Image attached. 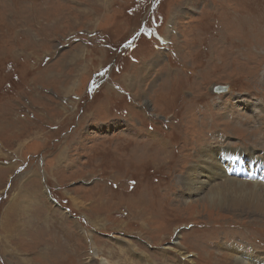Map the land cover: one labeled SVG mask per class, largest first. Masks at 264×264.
I'll use <instances>...</instances> for the list:
<instances>
[{
    "label": "rangeland",
    "instance_id": "obj_1",
    "mask_svg": "<svg viewBox=\"0 0 264 264\" xmlns=\"http://www.w3.org/2000/svg\"><path fill=\"white\" fill-rule=\"evenodd\" d=\"M263 60L264 0H0V264H264V204L188 185L264 160Z\"/></svg>",
    "mask_w": 264,
    "mask_h": 264
},
{
    "label": "bare ground",
    "instance_id": "obj_2",
    "mask_svg": "<svg viewBox=\"0 0 264 264\" xmlns=\"http://www.w3.org/2000/svg\"><path fill=\"white\" fill-rule=\"evenodd\" d=\"M259 71H260V69H259ZM255 78H257V77H255ZM221 87H224V86H221ZM227 87L229 90V86H227ZM220 90H223V92L217 91L216 94L226 93L225 92L226 89L220 88ZM259 114H260V111H259ZM255 115L256 116H254V117H258V113H256ZM248 119L249 118H244L242 120L239 119V120H237V122H234V123H236L237 126H239L242 123V124H244V129H248V127H245L246 123L250 124ZM231 120L232 121H230V123L233 122V118ZM211 125L215 126L213 122L211 123ZM199 154L204 156L205 158H213L211 160L207 159L206 162L212 161V163H214L218 167L213 168L212 169L213 172L209 170L208 174L206 173V175L208 176L207 179H202L200 181L192 182V183H191V181H189L190 183H188V185L192 186L193 184H199L200 187H198V188L202 189L203 187H207L209 185V183H213V182H217V183L219 182L220 184H225V185H220L219 187H218V185L214 187V188H218L217 193H216L217 196H220L222 194V191H224V193H228V196L236 197L237 199H235V201H237V203L233 202V205L239 206L238 207L239 209H249L250 202H254L256 204H264V186H262L260 183H258L256 181L255 182L245 181L242 179V176H241V173L244 170L243 166H246L247 162L251 163V164L250 163L249 164L251 165V169H253L254 171L260 169L261 165L254 164V162H252V161L258 160V163L260 162V163L264 164V160L262 158H260L259 156H255L253 153H245L242 155L238 154L236 157L234 154L230 155L229 153H226L225 150H223L221 148L216 149L214 146L210 147V148L208 147V148L203 149L202 151H200ZM244 155H246L249 159L248 158L242 159V158H244ZM230 157H235L234 159L238 158L239 162H240V160H242L243 166L240 167L239 162H237L235 164L229 163ZM232 165L235 166V174L233 177H231L229 175V172H226V173H228L227 175L225 174V171L227 169H229V167H227V166H232ZM226 188H229V189L227 190ZM214 194H215L214 192L210 193L209 199H212ZM220 203L223 204L222 205V207H223V206L228 205V203L230 204V201H225V202H220ZM236 249H238V248H236ZM235 252L232 251V254L235 253L232 256L228 255V258L233 262V264H263V263H258V259L256 257L250 255V254L244 255L241 252V254H239L240 256L237 257L236 255L239 253V251H235ZM231 257H232V259H231ZM226 258H227V256H226ZM103 263L104 264H110L109 261H103Z\"/></svg>",
    "mask_w": 264,
    "mask_h": 264
},
{
    "label": "water",
    "instance_id": "obj_3",
    "mask_svg": "<svg viewBox=\"0 0 264 264\" xmlns=\"http://www.w3.org/2000/svg\"><path fill=\"white\" fill-rule=\"evenodd\" d=\"M220 88L225 89L226 87L215 86L213 90H214V92H217V91H222L223 92V90H220Z\"/></svg>",
    "mask_w": 264,
    "mask_h": 264
}]
</instances>
